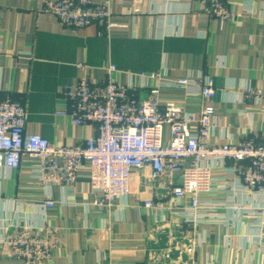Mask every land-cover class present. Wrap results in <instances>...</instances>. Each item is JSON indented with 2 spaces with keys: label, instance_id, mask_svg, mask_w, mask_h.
Instances as JSON below:
<instances>
[{
  "label": "crops",
  "instance_id": "obj_1",
  "mask_svg": "<svg viewBox=\"0 0 264 264\" xmlns=\"http://www.w3.org/2000/svg\"><path fill=\"white\" fill-rule=\"evenodd\" d=\"M43 1L0 0V103L11 98L24 107L26 133L55 147H83L95 129L56 114L70 108L63 93L81 77L102 84L113 64L116 81L136 88L139 74L178 80L204 73L216 89L208 145L249 139L264 145V97L245 96L246 88L264 93V0L252 1L255 15L241 14L244 0H227L239 16L225 23L205 15L196 0H106L116 24L108 32L99 23L63 27L42 12ZM146 84L137 91L141 99L156 82ZM159 101L183 104L195 128L200 97L161 88ZM205 164L214 182L201 199L210 218L195 225L180 216L189 197L170 209L167 185L177 175L152 180L150 167L134 170L130 194L108 208L96 204L86 167L70 189L44 186L35 175L38 159L23 156L18 170H0V264H23L9 259L1 243L17 225L57 230L52 259L35 264H264V195L244 192L234 173L246 163ZM46 199L52 208L41 207ZM145 201L156 207L144 208Z\"/></svg>",
  "mask_w": 264,
  "mask_h": 264
},
{
  "label": "built area",
  "instance_id": "obj_2",
  "mask_svg": "<svg viewBox=\"0 0 264 264\" xmlns=\"http://www.w3.org/2000/svg\"><path fill=\"white\" fill-rule=\"evenodd\" d=\"M202 12L220 23L232 21L239 15L227 0H196ZM253 0H244L242 15H255ZM42 12L54 16L59 25L67 28H85L99 23L105 32L116 24L109 1L94 0H44ZM264 20V17H260ZM115 65L105 69V81L94 85L81 77L76 85L64 91L69 109L57 111L58 116H68L74 126H92L95 135L83 147H55L37 134L25 132L27 113L22 105L5 99L0 103V170L15 171L23 156L39 161L36 179L44 186L57 185L70 189L77 172L86 167L89 171L90 190L98 205L112 207L117 199L130 194V177L134 170L150 167L151 179L177 175V182L169 181L170 209H179L189 197L190 204L180 216L192 224L209 219L202 197L213 191L211 159H228L235 165L246 163L234 170L244 192L264 195V145L253 139L226 143L215 147L208 145L213 130L216 89L213 78L200 72L197 78L172 80L161 74H139L142 84H120L114 78ZM151 79L155 86L147 89L141 99L140 89H146ZM161 88H177L186 95L200 97L199 116L192 130V119L185 107L177 102L159 101ZM245 96L259 101L264 97L260 89H245ZM168 128V141L163 134ZM54 202L46 199L42 208H52ZM144 208L156 207L151 201ZM16 232L1 241L6 256L23 264H35L52 259L58 248L57 230L52 227L35 228L17 225Z\"/></svg>",
  "mask_w": 264,
  "mask_h": 264
}]
</instances>
